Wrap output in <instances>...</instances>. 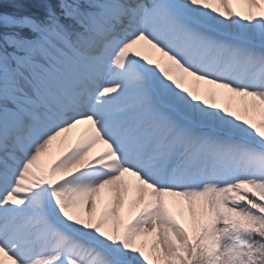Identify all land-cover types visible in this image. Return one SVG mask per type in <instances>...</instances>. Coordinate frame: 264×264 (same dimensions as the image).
Here are the masks:
<instances>
[{
  "label": "snow or ice",
  "instance_id": "6c2138e0",
  "mask_svg": "<svg viewBox=\"0 0 264 264\" xmlns=\"http://www.w3.org/2000/svg\"><path fill=\"white\" fill-rule=\"evenodd\" d=\"M6 3L0 264H264V0Z\"/></svg>",
  "mask_w": 264,
  "mask_h": 264
},
{
  "label": "bare ground",
  "instance_id": "6f19581e",
  "mask_svg": "<svg viewBox=\"0 0 264 264\" xmlns=\"http://www.w3.org/2000/svg\"><path fill=\"white\" fill-rule=\"evenodd\" d=\"M79 131L80 129H78V131L73 130L72 133L68 134V140L65 143L61 144L60 142H57V144L54 145L52 154H51L52 159H55L57 156H59L60 153L64 151L65 149H67L71 143H74L75 139L77 138L79 134Z\"/></svg>",
  "mask_w": 264,
  "mask_h": 264
},
{
  "label": "trees",
  "instance_id": "16d2710c",
  "mask_svg": "<svg viewBox=\"0 0 264 264\" xmlns=\"http://www.w3.org/2000/svg\"><path fill=\"white\" fill-rule=\"evenodd\" d=\"M0 3H3V7L0 8V10L6 11V12L13 11V9L9 7L8 4L6 3V0H0Z\"/></svg>",
  "mask_w": 264,
  "mask_h": 264
},
{
  "label": "rangeland",
  "instance_id": "374dc122",
  "mask_svg": "<svg viewBox=\"0 0 264 264\" xmlns=\"http://www.w3.org/2000/svg\"><path fill=\"white\" fill-rule=\"evenodd\" d=\"M218 99H220V98L218 97ZM78 129H80V128H77L76 130L78 131ZM49 159H50V161H51V160H52V157H50Z\"/></svg>",
  "mask_w": 264,
  "mask_h": 264
}]
</instances>
